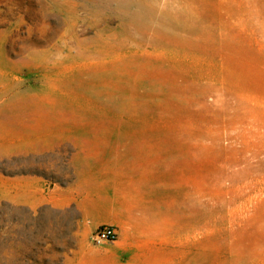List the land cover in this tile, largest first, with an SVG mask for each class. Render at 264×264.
I'll use <instances>...</instances> for the list:
<instances>
[{
  "label": "rangeland",
  "instance_id": "obj_1",
  "mask_svg": "<svg viewBox=\"0 0 264 264\" xmlns=\"http://www.w3.org/2000/svg\"><path fill=\"white\" fill-rule=\"evenodd\" d=\"M0 264H264V0H0Z\"/></svg>",
  "mask_w": 264,
  "mask_h": 264
},
{
  "label": "built area",
  "instance_id": "obj_2",
  "mask_svg": "<svg viewBox=\"0 0 264 264\" xmlns=\"http://www.w3.org/2000/svg\"><path fill=\"white\" fill-rule=\"evenodd\" d=\"M118 238L117 229L110 224L100 225L96 228L93 241L96 243L102 241H115Z\"/></svg>",
  "mask_w": 264,
  "mask_h": 264
}]
</instances>
